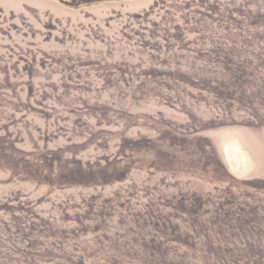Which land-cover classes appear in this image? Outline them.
<instances>
[{"label":"rangeland","instance_id":"374dc122","mask_svg":"<svg viewBox=\"0 0 264 264\" xmlns=\"http://www.w3.org/2000/svg\"><path fill=\"white\" fill-rule=\"evenodd\" d=\"M0 264H264V0H0Z\"/></svg>","mask_w":264,"mask_h":264}]
</instances>
